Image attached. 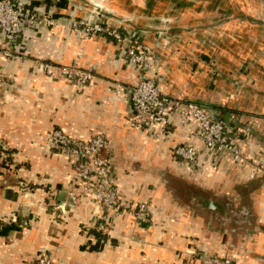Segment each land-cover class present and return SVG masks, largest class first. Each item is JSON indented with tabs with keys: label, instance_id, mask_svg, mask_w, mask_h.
<instances>
[{
	"label": "crops",
	"instance_id": "0c3cea01",
	"mask_svg": "<svg viewBox=\"0 0 264 264\" xmlns=\"http://www.w3.org/2000/svg\"><path fill=\"white\" fill-rule=\"evenodd\" d=\"M64 1L12 0L38 23L23 26L13 42L0 32V141L9 159L0 160V224L18 228L0 236V264H36L43 254L52 264H198L204 257L264 264V54L252 56L257 70L249 76L228 78L229 66L214 79L202 54L209 33L197 34V14L208 20L231 10L174 0L173 21L148 16L146 0H98L96 19L121 32L118 43L73 30V20L92 16L90 0ZM261 24L255 29L264 31ZM129 48L144 51L147 67L131 62ZM41 63L88 69L94 79H54ZM143 73L164 95L224 113L239 159L203 149L175 118L138 129L130 94ZM56 129L78 140L103 137L109 184L129 206L145 204L149 219L136 223L121 208L81 199L73 161L48 142ZM180 143L200 148L196 162L172 156Z\"/></svg>",
	"mask_w": 264,
	"mask_h": 264
},
{
	"label": "built area",
	"instance_id": "2783aa9c",
	"mask_svg": "<svg viewBox=\"0 0 264 264\" xmlns=\"http://www.w3.org/2000/svg\"><path fill=\"white\" fill-rule=\"evenodd\" d=\"M96 5V4H95ZM98 6V5H96ZM100 8V7H99ZM91 17L75 19L71 23L73 30L80 31L83 37L95 35L112 38L121 42V32L108 25L102 24L95 11H90ZM34 15L22 16L12 4V0H0V32L8 42H13L21 33L23 26L37 25ZM51 22L47 20L46 24ZM4 57L10 54L4 52ZM127 57L134 64H145L144 51L129 48ZM41 73L51 78L67 81L91 84L94 74L91 70L81 69L76 66H58L49 63L39 64ZM4 81V74L0 70V84ZM130 102L134 115V122L138 129L148 130L155 126L165 127L170 124L171 118H175L180 126L187 127L194 138L205 150L214 152L232 153L238 160L239 150L230 140L225 121L214 117L211 111L205 107L193 103L182 102L162 94L152 78L143 73L137 83L131 89ZM50 146L57 152L67 155L73 161L74 171L83 185L80 198L99 204L104 208H121L129 213L136 223H144L150 217V211L145 204L131 207L122 202L116 189L109 184L108 174L110 160L101 156L107 147V141L99 136H93L90 140H78L71 138L60 130H52L48 136ZM200 148L195 145L180 143L173 149L172 156L187 163H194L199 156ZM8 152L6 146L0 141V160H6ZM64 211V208L61 209ZM103 227L100 226V229ZM36 264H52L46 255H40ZM198 264H232L228 257H204L198 260Z\"/></svg>",
	"mask_w": 264,
	"mask_h": 264
},
{
	"label": "rangeland",
	"instance_id": "374dc122",
	"mask_svg": "<svg viewBox=\"0 0 264 264\" xmlns=\"http://www.w3.org/2000/svg\"><path fill=\"white\" fill-rule=\"evenodd\" d=\"M150 1L146 0L145 2L146 7L150 11L148 16L169 17L174 21V0ZM204 1L209 4L212 3L215 7L219 6V11L228 9L227 11L230 12L229 10H231V14L227 13L228 15L226 16L213 14L208 16V20H204V18H207L204 14L199 13L196 17L197 34H201L205 30L209 33L210 45L207 46V49L205 47V53L202 54H206L211 60L209 65H207L214 74V79L217 74H220L218 72V69H221L220 67L224 69L229 66L231 69L225 71L228 78H232L236 72L238 76H246L247 74L249 76L254 69L257 70L254 68L257 65L251 64L252 56L264 54V46H259L261 42L259 39H264V31L255 29L259 25H262L261 23L264 24V14H259L261 11H264V0H197L198 4H202ZM90 3L103 7L102 1L90 0ZM154 6L157 9L153 13ZM248 10H251L253 14ZM133 22L139 24L140 20L135 18ZM226 62H228L227 65ZM258 71L264 73V67H259ZM212 82L214 80H211ZM240 86H244L248 90L251 89V86L248 87L245 84H240ZM212 113L214 117L225 121L224 113H221V115L219 113Z\"/></svg>",
	"mask_w": 264,
	"mask_h": 264
},
{
	"label": "trees",
	"instance_id": "16d2710c",
	"mask_svg": "<svg viewBox=\"0 0 264 264\" xmlns=\"http://www.w3.org/2000/svg\"><path fill=\"white\" fill-rule=\"evenodd\" d=\"M57 2L60 6H64V2H65L64 0H57ZM6 161L8 162L9 159H6L2 162L3 166L6 165L5 164V163H7ZM17 230H18V228L13 224H9V225L0 224V236H5V235L9 234V232L17 231Z\"/></svg>",
	"mask_w": 264,
	"mask_h": 264
},
{
	"label": "water",
	"instance_id": "95a60500",
	"mask_svg": "<svg viewBox=\"0 0 264 264\" xmlns=\"http://www.w3.org/2000/svg\"><path fill=\"white\" fill-rule=\"evenodd\" d=\"M86 7L89 9V11H95V13L100 16L102 15V10L101 8H99L98 6H96L95 4L90 3L89 1L85 3ZM108 17V16H107Z\"/></svg>",
	"mask_w": 264,
	"mask_h": 264
}]
</instances>
